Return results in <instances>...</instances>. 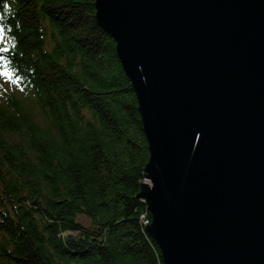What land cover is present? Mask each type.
Wrapping results in <instances>:
<instances>
[{
  "label": "trees",
  "instance_id": "obj_1",
  "mask_svg": "<svg viewBox=\"0 0 264 264\" xmlns=\"http://www.w3.org/2000/svg\"><path fill=\"white\" fill-rule=\"evenodd\" d=\"M94 1L0 0V264H162L131 198L136 95Z\"/></svg>",
  "mask_w": 264,
  "mask_h": 264
},
{
  "label": "water",
  "instance_id": "obj_2",
  "mask_svg": "<svg viewBox=\"0 0 264 264\" xmlns=\"http://www.w3.org/2000/svg\"><path fill=\"white\" fill-rule=\"evenodd\" d=\"M136 95L162 264H264V0H95Z\"/></svg>",
  "mask_w": 264,
  "mask_h": 264
},
{
  "label": "built area",
  "instance_id": "obj_3",
  "mask_svg": "<svg viewBox=\"0 0 264 264\" xmlns=\"http://www.w3.org/2000/svg\"><path fill=\"white\" fill-rule=\"evenodd\" d=\"M143 218H145V217H143ZM143 224L146 226L149 225L148 221H146V220L143 221Z\"/></svg>",
  "mask_w": 264,
  "mask_h": 264
},
{
  "label": "rangeland",
  "instance_id": "obj_4",
  "mask_svg": "<svg viewBox=\"0 0 264 264\" xmlns=\"http://www.w3.org/2000/svg\"><path fill=\"white\" fill-rule=\"evenodd\" d=\"M1 89H2V88H1V86H0V92H1Z\"/></svg>",
  "mask_w": 264,
  "mask_h": 264
},
{
  "label": "snow or ice",
  "instance_id": "obj_5",
  "mask_svg": "<svg viewBox=\"0 0 264 264\" xmlns=\"http://www.w3.org/2000/svg\"><path fill=\"white\" fill-rule=\"evenodd\" d=\"M7 74V73H6Z\"/></svg>",
  "mask_w": 264,
  "mask_h": 264
}]
</instances>
